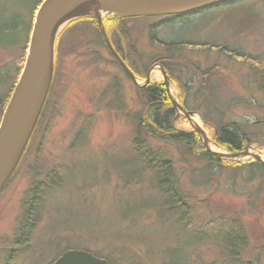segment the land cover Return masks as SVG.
<instances>
[{
  "label": "rangeland",
  "instance_id": "rangeland-1",
  "mask_svg": "<svg viewBox=\"0 0 264 264\" xmlns=\"http://www.w3.org/2000/svg\"><path fill=\"white\" fill-rule=\"evenodd\" d=\"M154 17L126 23L132 43L146 61L160 54L149 37L150 27L159 21ZM86 26L75 23L64 32L56 48V70L45 112L14 177L0 195V264H7L12 251L20 247L14 242L27 207L32 209L34 224L14 264H50L71 249L86 250L118 264H165L171 258L177 262L189 254L185 264H264V216L260 212H244L250 243L242 256L233 260L220 255L212 243L195 242L177 225L171 228L162 223L155 210L137 208L143 195L147 200L159 198L150 189L146 171L137 174L130 170L135 164V121L131 113L146 106L133 79L101 45L92 24ZM157 36L178 42L174 49H206L191 44L215 43L250 54L263 53L264 0H246L164 24L158 28ZM189 56L202 69L217 63L220 72L227 75V95L234 92L245 101L229 112L230 120L264 130V92L252 84V78L248 81V63L204 53ZM8 57L0 55V61ZM154 66L147 73L150 83L164 82L161 67L158 74L151 73L159 65ZM145 80L137 78V83L144 85ZM169 84L174 101L181 103L177 87L171 81ZM176 109V127L194 130L191 119ZM191 117L200 119L212 137V129L199 113ZM1 119L0 111V122ZM148 140L173 159L184 190H190L192 203L210 200V206H199L195 211L201 219L209 209L215 210L213 205L226 213L246 205L244 197L229 190L216 191L211 183L206 187L192 183L187 168H199L202 163L191 159L187 164L175 145ZM247 150L249 155H223V159L249 163L254 160L253 154L264 152V146L253 143ZM261 248L263 254L257 260Z\"/></svg>",
  "mask_w": 264,
  "mask_h": 264
},
{
  "label": "trees",
  "instance_id": "trees-1",
  "mask_svg": "<svg viewBox=\"0 0 264 264\" xmlns=\"http://www.w3.org/2000/svg\"><path fill=\"white\" fill-rule=\"evenodd\" d=\"M243 1L246 0L234 1L192 13L155 16L154 18L159 21L150 27L149 37L151 45L160 51V54L147 61L132 43L129 37L130 31L126 28L127 22L138 20L140 17L108 16L104 19L105 29L112 46L135 77L146 79L150 67L159 64L169 80L177 87L183 109L186 112L199 113L203 122L212 129V140L215 144L230 153H243L253 143L264 146V130L259 126L230 120L229 112L245 101L234 92L233 96L227 95L229 85L227 75L220 72L217 63L202 69L200 63L193 62L189 55L204 53L206 56L213 55L216 58H225L230 61L246 62L249 68L246 74L248 81L251 82L250 78H252V84L264 92V52L250 54L241 49H229L226 45L215 43L191 44L194 47L203 45L206 49H174L179 45L178 42H167L160 39L157 36V30L164 24ZM42 2L43 0H0V55L8 54L9 56L7 60L0 61V111L2 116L22 72L35 14ZM75 23L82 28L92 24L94 31L100 36L101 45L109 49L96 19L90 17H81L70 22L59 34L58 49L64 32ZM112 56L121 66L113 54ZM136 89L146 107L131 113L135 121L132 145L134 158L132 157L133 161H131L135 164H133L134 169L130 170L137 174L146 171L150 175L148 179L150 189L159 195L157 199L148 197L147 200V196H144L142 191L139 192L143 196L142 200L137 203V208L140 211L141 209H153L162 223H168L171 228L177 225L180 232L195 242L212 243L219 254L227 259H239L250 243L243 218L244 212L253 210L264 216V164L260 161L242 164L239 161L223 159L203 144L197 131L178 129L175 123L178 111L164 83L149 82L145 86L136 84ZM35 132L36 129L27 149ZM148 138L175 145L187 164L191 159L202 163L199 168L195 166L187 168L192 183L195 182L202 187L211 183L216 191L222 188L229 190L234 195L244 197L246 205L239 209L240 211L235 209L230 213L223 212L213 205L212 208L215 210L209 209L208 215L203 219L195 215L199 206H210V200L198 199V203H192L190 190H184L173 159L163 148L160 149L150 143ZM129 153H131L130 150ZM14 175L15 173L12 178ZM26 210L14 242L20 247L12 251L13 257L7 264H14L15 258H19V249L24 248V244L30 237L34 222L32 221V209L27 207ZM262 248L264 249V245ZM262 248L258 252L257 260L263 254ZM189 255L181 256L177 262L169 258L170 261H164V263L185 264ZM105 259L109 264H118L109 258L105 257ZM54 261L55 259L50 264Z\"/></svg>",
  "mask_w": 264,
  "mask_h": 264
},
{
  "label": "water",
  "instance_id": "water-1",
  "mask_svg": "<svg viewBox=\"0 0 264 264\" xmlns=\"http://www.w3.org/2000/svg\"><path fill=\"white\" fill-rule=\"evenodd\" d=\"M234 1L239 0H43L35 14L22 72L0 122V195L21 163L43 113L55 72L58 37L70 22L81 17L96 19L107 47L133 81L139 85L109 40L104 25L106 17L177 15ZM162 72L165 78L163 83L169 92V78L163 69ZM149 82L150 74L145 84ZM171 99L174 106L191 119L193 113L186 112L181 103H177L172 97ZM194 130L199 133L203 144L209 149L203 129ZM213 153L221 158L225 156ZM242 154L249 155V151L231 153L228 158H237ZM253 157V161L264 164V160L257 154H253ZM53 264L109 263L89 251L71 249L64 252Z\"/></svg>",
  "mask_w": 264,
  "mask_h": 264
},
{
  "label": "bare ground",
  "instance_id": "bare-ground-1",
  "mask_svg": "<svg viewBox=\"0 0 264 264\" xmlns=\"http://www.w3.org/2000/svg\"><path fill=\"white\" fill-rule=\"evenodd\" d=\"M123 68V67H122ZM124 69V68H123ZM125 70V69H124ZM159 72H161V68L159 67V66H157V67H155L153 70H152V72L151 73H156V74H158ZM170 94H171V97L172 98H174L175 99V97H174V95H173V92H172V87H171V85H170ZM176 100V99H175ZM191 124H192V126H194L195 128H201V129H203V131H204V136H205V138H206V140H207V142H208V146L210 147V148H212L215 152H217V153H221V154H223V155H225V156H231V154L228 152V151H226V150H224V149H222V148H220L219 146H217L216 144H215V142L212 140V137L210 136V134H209V132H208V130L207 129H205V127L203 126V124L201 123V121H200V119H198V118H195V117H191ZM258 155V156H260L263 160H264V152H262V153H255V155Z\"/></svg>",
  "mask_w": 264,
  "mask_h": 264
},
{
  "label": "flooded vegetation",
  "instance_id": "flooded-vegetation-1",
  "mask_svg": "<svg viewBox=\"0 0 264 264\" xmlns=\"http://www.w3.org/2000/svg\"><path fill=\"white\" fill-rule=\"evenodd\" d=\"M163 83V82H162ZM169 93V92H168ZM169 96L171 97L170 93H169Z\"/></svg>",
  "mask_w": 264,
  "mask_h": 264
}]
</instances>
